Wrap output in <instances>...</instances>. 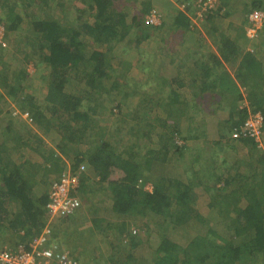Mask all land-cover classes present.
<instances>
[{"label": "trees", "instance_id": "16d2710c", "mask_svg": "<svg viewBox=\"0 0 264 264\" xmlns=\"http://www.w3.org/2000/svg\"><path fill=\"white\" fill-rule=\"evenodd\" d=\"M66 1L57 0V6L63 9ZM23 2L24 7L15 9L0 0V10L5 12L0 22H7L4 37L12 42L13 53L12 60H7L10 53L0 41V113L13 117L14 108L4 109L12 98L21 110L30 112L34 123L46 132L51 130L49 134L59 141V153L41 134L31 133L21 116H16L19 124L10 119L3 128L0 123V249L15 251L39 235L46 209L49 217L50 201L49 191L40 187L59 180L49 181L64 169L61 165L66 159L70 167L64 171L80 182L71 190L80 205L57 216L49 243L68 249L80 264L86 251L97 261L104 255L100 264H140L144 260L143 264H264V63L255 53L246 52L236 74L238 82L228 74L203 80L197 91L186 87L200 101L191 104L181 98L176 88L186 84L181 78L170 80L166 96L165 89H157L148 103L142 87H126L131 63L116 70L113 61L120 58L113 50L130 35L131 28L151 32L164 24L154 0H72L58 19L48 11L52 0ZM220 2L204 14V20L214 30L215 9L223 11L219 17L228 18L237 9L231 7L240 5L246 19L236 22L234 30L241 36L246 34L245 23L248 29V14L264 11V0ZM189 7L180 6L175 25L187 27ZM152 11L161 13L158 26L146 19ZM24 21L29 24L28 34L10 38V32L20 30ZM257 36L261 41L257 47L264 46V23ZM222 38L224 51L236 54L238 40ZM206 60L201 62V72L190 70L192 82L198 73L210 69ZM31 64L47 89L40 100L32 94L35 91L27 92L33 87ZM118 93L123 96L116 103L120 114L113 124L116 129L111 130L95 115L115 103L113 94ZM134 94L141 96L140 104L134 110L126 109ZM194 108L197 115L192 114ZM219 109L226 115H213ZM257 112L263 116L258 136L246 129V122ZM206 114L215 116L219 125L215 130L220 129L221 137L213 141L212 148L222 157L201 163L197 159V175L190 176L184 160L189 142L206 141L204 137L213 131L207 120L211 115ZM182 118L200 119L203 124L186 128ZM177 139L185 142L177 143ZM29 150L41 160H29L24 155ZM147 185L152 189H146ZM99 191L110 204L100 206L91 199ZM151 216L159 218L158 225L164 224L163 232L150 256L141 258L135 252L145 241L144 231H150ZM192 221L200 225L187 224ZM186 224L181 238L185 243L164 234L167 226L178 231ZM101 235L109 239L108 254L95 241Z\"/></svg>", "mask_w": 264, "mask_h": 264}, {"label": "crops", "instance_id": "0c3cea01", "mask_svg": "<svg viewBox=\"0 0 264 264\" xmlns=\"http://www.w3.org/2000/svg\"><path fill=\"white\" fill-rule=\"evenodd\" d=\"M3 1V0H1ZM12 7L15 9L17 7H24L23 0H7ZM155 6L163 13V22L162 26L160 28L152 29L151 32H142L141 30H138L136 28H131L130 35L125 38L124 40H121L114 48L113 55L118 56L120 58V61H113L114 67L116 70H121L122 67H126L129 63H131L130 67H132V73L128 77L129 84L133 85L134 87H142L145 92L144 97H147L146 102H150L151 99L153 100V97L158 94L157 89H165L164 95H168V91L171 85L170 80L172 79H184L185 85L180 87L179 85L176 87L177 89L180 88L178 93H180L182 96L181 98L186 99L189 101L188 98H190L193 103L194 96L191 91L188 92L186 87H190L197 91V88L199 87V84L203 83V80H210L212 77L215 79L216 77H224L228 74L232 77H234V80L238 82V79L236 78V74L238 73V70L240 69L241 62L244 59V56L246 55V52H254L256 57L260 59L264 63V46L257 47L258 44L261 42L258 40V36L256 38H253L252 41L248 40L246 27L247 24H244L245 27V35L241 36L238 33L235 32L236 22H242L246 19V15L244 14L243 8L240 5H234L231 8H237L234 12H232V15L228 18H222L219 17L223 13V11L217 12V23L215 26V29L213 30L212 24L207 22V20L197 19V13L194 11L193 5L190 3V1L187 3V6H190L187 16H188V25L187 27H184V23L180 25H175L174 22L176 21L177 16H179L178 12L181 9L179 6V3L174 0H154ZM66 5L63 9H60L57 4V0L50 2V8L49 12L52 16L56 17H62V12L65 10V8L69 7L68 5L71 4L72 0H67ZM220 2V1H219ZM221 4V2L219 3ZM1 7V6H0ZM37 10V9H36ZM225 10V9H224ZM212 11L208 10L206 13H210ZM5 16V12H2L0 10V17ZM239 20V21H238ZM130 21V20H129ZM5 20L0 22V33L2 40L4 39V36L6 37V24ZM9 23V22H8ZM186 23V22H185ZM239 24V23H237ZM176 26V27H174ZM29 29V24L27 21H24L22 24V27L20 30L14 32L13 30L10 32L11 36L10 38H16V37H22L24 35H27V30ZM139 31V34L137 33ZM147 34V35H142ZM223 36L238 40V52L233 55V52L230 49H227V52L224 51V41ZM239 37V38H238ZM255 43V44H253ZM227 55L228 58H225L224 56ZM218 57L219 61H216V58ZM126 59V60H124ZM207 59V60H206ZM202 60H206L208 66L210 69H207V72H203L202 74L198 73L197 81L193 80L191 81V78H194L193 76H190L189 73L192 71L195 73L196 69L198 72H201V62ZM121 61L123 62V65L121 64ZM216 61V62H215ZM217 63V65L215 64ZM191 70V72H190ZM206 73L209 74V76H206ZM128 84V85H129ZM242 85V84H241ZM128 87V86H126ZM131 88V87H129ZM175 88V89H176ZM185 89V90H184ZM143 90V91H144ZM241 90H245V87L241 86ZM27 92H32L28 91ZM146 93V95H145ZM32 94H35L32 93ZM46 92L44 93V95ZM197 94V93H196ZM195 94V95H196ZM36 95V94H35ZM37 98H39L38 95H36ZM197 96V95H196ZM44 97V96H43ZM113 97L116 102H121V98L123 97L122 94L118 93L113 94ZM132 97L138 98V101L141 100V96H136L135 94ZM42 98V97H41ZM39 98V100L41 99ZM9 99V98H8ZM201 97H197V100L200 101ZM198 102V101H197ZM216 104V103H214ZM15 110V109H14ZM23 111V110H22ZM226 115V112L221 111L220 109L218 112H216L213 115ZM206 115H212V114H206ZM5 116L6 120H14L15 123L19 124L21 122L20 120H17L16 116ZM215 117V116H214ZM213 117V118H214ZM211 118H209L210 121ZM7 124V122H6ZM16 124V126H17ZM16 126H14L16 128ZM213 128H216V125H212ZM3 128H5L2 125ZM44 126H42V134L41 136L46 139L47 143L54 147L56 151L59 153V150L57 149L56 145V139L49 134V132H46L43 129ZM3 131V129H2ZM51 141L54 142L55 145L51 143ZM51 143V144H50ZM29 150L28 152H25L24 155L31 161H39L41 158L38 155L32 154ZM65 163L64 169L67 167H70V161L64 159ZM222 163V162H221ZM219 163V164H221ZM66 166V167H65ZM64 169L58 173H54L49 181L60 179L64 172H67L68 170L64 171ZM64 171V172H63ZM40 190H45V192L50 190V183L47 181L46 187H40ZM36 192H38V189L36 188ZM108 205V203H107ZM50 216L47 217V209H46V219L44 221V224L39 232V238L45 233V229L47 227V224L49 223ZM57 221L56 218L54 221H52V224ZM51 230H53V225H49ZM37 236V237H38ZM33 236V238H37ZM145 240V239H144ZM159 242V241H158ZM149 242L146 240L142 242V244L137 247L136 249V256L139 249H146L147 244ZM158 244V243H157ZM153 247L156 248V245ZM13 248V247H12ZM101 248L103 249V252L108 254V251H106V248L104 249V246L102 245ZM150 253L152 252V250ZM148 250V248H147ZM66 251H69L66 249ZM70 252V251H69ZM101 254V253H100ZM84 255L87 257L84 261L81 262V264H92V263H98L94 257L89 260L90 252L87 253V251L84 253ZM103 257L104 255L101 254ZM101 256L99 255V260L101 261ZM141 258L144 256L140 255ZM139 257V256H138ZM94 259V260H93ZM83 260V259H82ZM87 260V262H85ZM145 263L144 261H141L140 264Z\"/></svg>", "mask_w": 264, "mask_h": 264}, {"label": "rangeland", "instance_id": "374dc122", "mask_svg": "<svg viewBox=\"0 0 264 264\" xmlns=\"http://www.w3.org/2000/svg\"><path fill=\"white\" fill-rule=\"evenodd\" d=\"M176 1V0H174ZM158 9V8H156ZM153 12V11H152ZM151 12V13H152ZM158 13V11H156ZM148 17H150V14L148 15ZM1 34L0 33V41L5 43V48H7L6 50L9 51L10 55L9 56H6L5 58L7 60H12V42H9V39L5 38L2 40V37H1ZM14 38V37H13ZM12 38V39H13ZM17 64H13V66L15 67ZM29 70L31 71L32 73V76H31V79H32V88H29L28 91H35V94L39 96V98H43L44 96V93L47 91L46 89V85L45 83L43 82V78L40 76V72L35 69V67L33 66V64L30 65L29 67ZM131 85L129 84L127 88H129ZM131 89V88H129ZM142 90H144L142 88ZM185 90V89H184ZM188 90V89H187ZM189 92V91H188ZM4 93H6V91H4ZM133 96V95H132ZM130 96L129 97V102H130V105L129 107H127L126 109H129V110H134L135 109V104L139 103L140 101H138V98L136 97H132ZM41 98V99H42ZM189 99V103H193V101ZM197 98L194 99V101H196ZM126 101V100H125ZM116 103H119V102H112V103H109V108L107 109H103L101 110L97 115H95L96 119H98L100 121V124L104 125L105 127L111 129V130H115L116 127L113 125L115 121H117V117L118 115L120 114V110H118V104ZM140 104V103H139ZM123 106V105H121ZM8 107H12L14 108L13 111H18V112H22L23 114L25 113L24 111L26 110H21V108H19L15 102H13L12 98L10 99L9 98V103L7 106L4 107V109L6 110ZM122 108V107H121ZM194 109H196V112L194 111ZM193 111H192V114L193 115H197V108H194ZM4 115V113H0V123L5 126L6 125V118L5 116H2ZM31 115V114H29ZM217 116V115H215ZM214 116L211 115L207 118V120L210 119L209 121V127L212 128L213 131H210L207 133L206 137H204V139L208 142L206 143V141H204L202 138L199 139V140H195V141H190L189 144L191 145L190 149L186 150V153H185V161L187 162L185 164V169L186 170H190L191 173L189 174L191 176V174L194 176V175H197V172H194L197 170V159L200 158V163L201 161L202 162H211L214 158H220L222 157L221 156V153L217 150H215L213 147V141L215 140H218L220 137H221V133H220V129H214L212 125H216L217 127L219 126L217 123H215L217 120L215 118H213ZM197 118V116H196ZM183 122H182V126L184 127H189L190 125L192 127H197V123L199 125L203 124V120H198L197 119H191V120H186L184 118H182ZM27 122V125L31 126L30 130H31V133H37V134H42V126L38 123H34L33 121V118L32 116H30V118L26 121ZM125 133V132H124ZM56 145L57 143L59 142L58 140H56ZM178 143H182L183 141L182 140H178L177 141ZM185 142V141H184ZM51 143L53 145L54 142L51 141ZM50 143V144H51ZM219 161V159H218ZM175 162V161H174ZM219 165V162L218 164ZM192 169H194L192 171ZM189 175L187 177H189ZM146 189H152V186L150 185H147ZM91 196V199L94 198L99 204L100 206H103V205H106L107 203L110 204V201L106 200L103 193L102 192H97L95 193L93 196ZM105 199V200H104ZM201 207H198V210L200 211ZM208 215V214H206ZM205 215V216H206ZM106 216V215H105ZM207 217V216H206ZM149 223L151 224H148V227H150V231H144L146 234H142V237L146 240V242L148 241L149 243L147 244V248L146 249H139L138 252H137V255L140 257V255L148 258L150 256V251L151 249H153V247L155 246L154 244H157L158 241H159V236H160V232L162 233L163 230L161 231L162 227H164V224H162V226L158 225L157 223L160 222L159 218L156 217V216H151L149 217ZM191 226L193 225H197V227L200 225L199 223H197V221H192L190 223H187ZM187 224L183 227H181V229H179L178 231H175V227L173 226H167V228H165L164 230V234H168L170 235L172 238H176L178 239L180 242L182 243H185L187 241H183L181 240L182 236H184V230L187 228ZM169 225V224H167ZM185 232H188L185 231ZM109 240V239H108ZM108 240L105 239L104 236H96L95 238V241L96 243L99 242L101 244V246L103 245L104 246V249L106 248V251H108V248H109V242ZM103 251V250H102ZM109 252V251H108ZM105 253V252H103ZM90 256H95V255H92V253H90L89 255V260H90ZM82 259L83 261L85 259H87V257L85 255L82 256ZM87 261V260H86ZM98 263L100 264L101 261L99 260Z\"/></svg>", "mask_w": 264, "mask_h": 264}, {"label": "built area", "instance_id": "2783aa9c", "mask_svg": "<svg viewBox=\"0 0 264 264\" xmlns=\"http://www.w3.org/2000/svg\"><path fill=\"white\" fill-rule=\"evenodd\" d=\"M202 5L213 7L217 0H199ZM149 22L159 23V15L153 11L148 17ZM248 29L247 35L249 38H255L259 29L264 23V11H253L248 14ZM14 116L23 115L28 118L29 113L22 114L18 111H13ZM263 123V116L257 112L246 122V129L250 134L259 135V129ZM78 186V179L64 172L61 178L54 181L50 187V201L48 209L50 213L49 223L45 229V233L32 241L22 242L18 245L15 251L0 249V264H80V261L73 257L69 251H63L56 245L49 243L50 224L57 216L67 214L75 210L80 205V200L77 196L71 195V190Z\"/></svg>", "mask_w": 264, "mask_h": 264}, {"label": "clouds", "instance_id": "9594fccd", "mask_svg": "<svg viewBox=\"0 0 264 264\" xmlns=\"http://www.w3.org/2000/svg\"><path fill=\"white\" fill-rule=\"evenodd\" d=\"M177 1V0H176ZM190 1V3L193 5V7H194V11L197 13V19H199V20H201V19H203V17H204V14H206V12L208 11V10H211L213 7H216L220 2V0H217L216 2H215V4H214V6L213 7H207V6H204V5H202V1H199V0H187V2L186 3H179V6H184V5H187V3ZM178 2V1H177ZM158 15H159V23H157V24H155V23H151V22H149V20H148V15H147V17H146V19H147V21H148V23H150V25H152V26H158L159 24H161V13H159L158 12ZM247 105V104H246ZM24 112H28V111H24ZM22 113V112H21ZM29 114H30V112H28ZM23 114V113H22ZM21 117H22V119H24V121H27L29 118H30V116L31 115H29L28 116V118H25V117H23V115H20ZM178 140H181V139H177V141ZM183 141V140H182ZM184 142V141H183ZM182 142V143H183ZM178 143V142H177ZM68 172V171H67ZM69 173V172H68ZM79 179H78V186H79ZM77 186V187H78ZM51 187V186H50ZM50 191V190H49ZM50 193V192H49ZM50 196V195H49ZM48 211H49V209H48ZM49 216H50V213H49Z\"/></svg>", "mask_w": 264, "mask_h": 264}]
</instances>
